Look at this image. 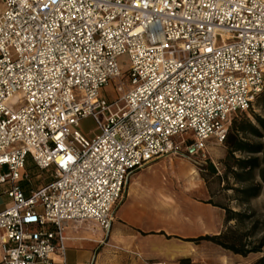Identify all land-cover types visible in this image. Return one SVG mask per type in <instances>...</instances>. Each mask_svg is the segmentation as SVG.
<instances>
[{
	"label": "built area",
	"instance_id": "obj_1",
	"mask_svg": "<svg viewBox=\"0 0 264 264\" xmlns=\"http://www.w3.org/2000/svg\"><path fill=\"white\" fill-rule=\"evenodd\" d=\"M1 2L0 264H67L70 223L109 232L135 172L223 144L264 91V0ZM29 158L52 180L26 193Z\"/></svg>",
	"mask_w": 264,
	"mask_h": 264
},
{
	"label": "rangeland",
	"instance_id": "obj_2",
	"mask_svg": "<svg viewBox=\"0 0 264 264\" xmlns=\"http://www.w3.org/2000/svg\"><path fill=\"white\" fill-rule=\"evenodd\" d=\"M1 7L2 4L0 2V8ZM119 65L123 73L130 68L131 55L128 52L119 57ZM120 81L121 79L112 80L109 86L104 87L101 90V98L106 99L108 102H112L119 98L122 95L121 92L117 91V85ZM23 98L24 96L22 93L16 94L11 101V106H16ZM254 110L256 113L264 116V109L259 106L257 101L254 104ZM250 116L252 115L250 114ZM77 129L90 139L100 133L98 123L92 116L81 118ZM182 153L187 154L185 144H183ZM226 153L227 150L224 144L209 143L205 151L197 152L189 158L183 154H177L162 157L149 163L147 166L135 172L130 179L127 187V193L129 191V196L127 199L126 194L124 200V202L126 201V204L123 208L127 207V212L132 215H138L140 209L139 207L147 208L146 215L139 218L140 227L144 229L155 227L160 228L165 232H172L182 231L184 227L189 228L192 225L191 229L194 233H197V237L203 235L201 233L205 230H209V232L204 235L212 233L216 234L222 228V219L220 222V218L222 217L218 212L211 213L206 212L205 210H199L198 216L202 217V221H193L190 225L188 223L189 226H186L187 224L184 226L182 220H180V218L176 215L181 213V208L186 213H195V210L192 211V208L185 205V202H192L193 200L205 203L212 200L213 202L227 204L235 209H238L236 203L231 201L233 198L232 191H223L222 188L225 183H220L217 175H212L208 170L204 169L210 162H212L218 169V175L223 174L224 170L221 161L225 158ZM27 172L32 175V178L30 180H24L20 183L26 193L29 192L31 187H39L52 180V171H42L36 167L31 171L27 170ZM137 179L142 180L144 183L145 193H131L133 182ZM8 188L9 185L0 184V209L4 208L5 203L10 200L6 193ZM245 208L256 211L255 219H259L261 231L264 232V191L257 199L251 201V203ZM124 212L125 211L122 209L118 214L120 215ZM116 221L117 219L115 222ZM234 225L235 222H233L231 226ZM80 226L85 228V231H89V229L97 230L99 227L93 223H82ZM122 227L130 233L135 232L132 227ZM191 229L189 228L187 231H191ZM107 234L108 232L103 233V236H101L102 241H108ZM165 236V239L168 240L167 242L177 244L176 236L166 233ZM202 242L212 243L205 240L194 243L199 244ZM171 248L176 249L178 247L174 246ZM198 252L199 255L205 256L198 264H200V262L203 264H216L215 259L211 258V256H216L213 249L202 248ZM78 254L81 256L82 251ZM262 254H264V251ZM260 255L261 253H253L250 257H247V259H255ZM76 261L77 260L75 258L70 256L67 260V264H77ZM186 261L187 259L185 258H178L176 260L172 259L169 263L182 264Z\"/></svg>",
	"mask_w": 264,
	"mask_h": 264
},
{
	"label": "crops",
	"instance_id": "obj_3",
	"mask_svg": "<svg viewBox=\"0 0 264 264\" xmlns=\"http://www.w3.org/2000/svg\"><path fill=\"white\" fill-rule=\"evenodd\" d=\"M137 192H140V194L145 193L144 183L140 179L133 182L131 193L135 194ZM126 194L128 199L129 191L128 193L126 192ZM10 204L11 199L5 203L4 208L8 207ZM125 204L126 201L123 202L117 212V221H114L107 234V242L101 240V236H103L104 231L100 227H98L97 230L94 229L95 231L90 229L89 231H85V228L80 226V224L70 223L65 232L67 237V260L71 256L77 260V264H149L150 262L156 260H166L169 262L172 259L176 260L178 258H185L187 261L182 264H198L199 261L205 257L204 255H199L198 251L202 248H210L213 249L216 254V256H211L212 259H215L216 264H251L264 255L261 253V255L255 259L248 260L247 257H250L251 254L244 257L209 242L196 244L194 242L186 241L185 239L187 238H197V233H194L191 229L192 225L189 227L191 231H187L189 230L187 227H184L182 231L172 232H165L162 229L155 227H151L149 229L141 228L139 218L146 215L147 208L139 207L140 209L138 215H132L127 212V207L123 208ZM185 205L192 208V211L195 210V213H186L181 208V213L176 216L182 220L184 226L186 224V226H189L190 223L196 220L202 221V217L198 216V213L199 210H205L206 212L211 213L218 212L222 217L220 218V222L222 219V228L216 234L224 230L226 223V214L224 209L198 200L185 202ZM122 209L125 212L119 215L118 213ZM122 226L132 227L135 232L130 233ZM164 232L166 234L176 236L177 244L167 242L168 240L165 239L166 236ZM207 232H209V230H205L201 234L204 235ZM214 234L215 233H212L210 235ZM174 246H177L178 248L172 249L171 247ZM81 251L82 255L80 256L78 253ZM1 256L2 251L0 248V262ZM200 264L203 263L200 262Z\"/></svg>",
	"mask_w": 264,
	"mask_h": 264
},
{
	"label": "trees",
	"instance_id": "obj_4",
	"mask_svg": "<svg viewBox=\"0 0 264 264\" xmlns=\"http://www.w3.org/2000/svg\"><path fill=\"white\" fill-rule=\"evenodd\" d=\"M256 101L264 109V91L259 94ZM223 144L227 150L225 158L221 161L223 174L218 175V169L212 162L204 169L212 175H217L220 183H225L223 191H232L231 201L236 203L238 209L209 200L207 203L225 210L224 230L218 234H207L185 240L196 243L203 240L210 241L244 257L253 253H262L264 232L261 231L260 221L255 219L256 211L245 207L264 191V116L256 113L254 106L247 112L233 115ZM36 167L29 158L26 172ZM29 176L32 178L31 174ZM233 222L235 225L231 226ZM251 264H264V255Z\"/></svg>",
	"mask_w": 264,
	"mask_h": 264
}]
</instances>
